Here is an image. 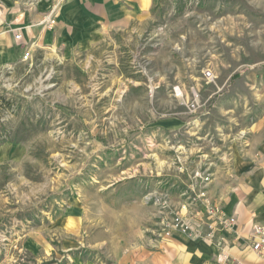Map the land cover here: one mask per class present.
<instances>
[{
	"label": "rangeland",
	"instance_id": "374dc122",
	"mask_svg": "<svg viewBox=\"0 0 264 264\" xmlns=\"http://www.w3.org/2000/svg\"><path fill=\"white\" fill-rule=\"evenodd\" d=\"M62 2L0 0V34ZM21 44L0 46V264L150 250L194 184L218 200L232 143L264 117V0H155L71 52Z\"/></svg>",
	"mask_w": 264,
	"mask_h": 264
},
{
	"label": "crops",
	"instance_id": "0c3cea01",
	"mask_svg": "<svg viewBox=\"0 0 264 264\" xmlns=\"http://www.w3.org/2000/svg\"><path fill=\"white\" fill-rule=\"evenodd\" d=\"M155 0H63L50 15L53 26L32 23L22 39L0 34V46L12 47L21 58V43L63 46L65 52L90 44L97 35L142 23L152 16ZM21 38V35H20ZM228 170L218 171V200L237 217L238 240L230 236L226 251L214 243L182 233L158 236L150 250L143 244L119 253L114 264H264V250L254 251L249 240L254 225L264 227V117L247 128L246 138L232 143ZM224 165V166H225ZM157 229L156 234H159ZM81 264H85L79 262ZM74 264V263H72Z\"/></svg>",
	"mask_w": 264,
	"mask_h": 264
},
{
	"label": "built area",
	"instance_id": "2783aa9c",
	"mask_svg": "<svg viewBox=\"0 0 264 264\" xmlns=\"http://www.w3.org/2000/svg\"><path fill=\"white\" fill-rule=\"evenodd\" d=\"M28 58V53L25 55ZM198 178L201 177L199 176ZM208 179V178H204ZM193 192L184 200L177 213L159 230L160 236H173L182 233L192 238H200L214 243L221 251H226L230 236L234 240L240 237L236 233L237 217L223 208L221 202L208 195L204 186L193 185ZM249 240L254 251L264 250V227L254 225Z\"/></svg>",
	"mask_w": 264,
	"mask_h": 264
}]
</instances>
